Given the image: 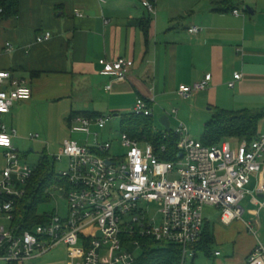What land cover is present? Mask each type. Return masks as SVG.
I'll return each mask as SVG.
<instances>
[{"label": "crops", "instance_id": "crops-1", "mask_svg": "<svg viewBox=\"0 0 264 264\" xmlns=\"http://www.w3.org/2000/svg\"><path fill=\"white\" fill-rule=\"evenodd\" d=\"M142 1L20 0L16 16L2 14L0 71L10 72L32 89L31 100L17 102L5 116L6 126L20 138L36 141L42 136L34 132L50 135L63 123L71 131L75 114L103 116L113 111L121 117L119 112L136 106L139 99H155V110L157 101L180 98L181 86H193L206 76L212 78L208 90L183 100L191 101L194 111L208 107L211 116L215 109L264 113V0H157L155 16ZM236 10L240 15L234 14ZM194 27L201 32L191 34ZM46 32L53 38L37 43ZM7 43L13 52H7ZM120 58L135 66L128 80L112 82L101 74L99 62ZM237 73L243 78L230 88ZM263 133L264 118L259 124V134ZM74 135L79 134L70 132L69 139ZM84 137L87 144H94V137ZM259 179L254 178L249 190L264 202L257 194L263 181ZM249 204V209L242 204L243 220L229 226L221 223L218 209V214L205 215L215 244L210 253L192 251L191 264H248L258 239L245 222H253L264 243V207L252 198ZM69 254L70 248L61 245L19 264H70Z\"/></svg>", "mask_w": 264, "mask_h": 264}, {"label": "built area", "instance_id": "built-area-1", "mask_svg": "<svg viewBox=\"0 0 264 264\" xmlns=\"http://www.w3.org/2000/svg\"><path fill=\"white\" fill-rule=\"evenodd\" d=\"M156 2L143 0L142 5L155 16ZM234 14L238 16L240 11ZM189 32L199 34L201 29L194 27ZM52 38L53 34L46 32L36 42L41 44ZM6 50L13 52V45L7 43ZM99 64L101 74L118 83L128 80L135 66L133 61L124 58L102 59ZM242 78V74H235L230 88ZM211 81V76H206L193 86H181L178 96L188 100L208 90ZM106 89L110 91L112 84ZM31 98L32 89L25 81L0 71V262H31L64 245L70 248V264H137L135 252L141 250V245L136 237H152L179 245L183 249L182 264H185L186 258L193 256L190 248L201 241L205 208L220 210L221 223L229 226L243 220L242 204L248 197L257 206L264 207V202L249 190L254 178L263 179L257 194L264 196V133L250 143L226 140L215 147H206L192 139L187 125L179 122L175 131L180 137L179 160L172 162L160 157L161 151L166 152L165 147L159 152L154 145L140 143L126 134L120 136L125 154H112L114 144L101 141L100 134L94 132L95 128L105 130L111 116L78 115L71 120V133L94 137V144L83 146L67 139L61 153L53 157L56 163L68 161L67 171L59 175L68 180L70 189L59 186L52 192L53 199H67V215L61 217L56 212L47 224L21 232L14 226L17 201L25 195L35 167L23 165L14 145L17 131L9 130L4 118L17 102ZM154 104L155 99H139L133 114L152 117ZM172 114L177 115V110ZM144 203L158 204L161 226L141 207ZM245 225L258 239L248 264H264V243L253 222Z\"/></svg>", "mask_w": 264, "mask_h": 264}, {"label": "trees", "instance_id": "trees-1", "mask_svg": "<svg viewBox=\"0 0 264 264\" xmlns=\"http://www.w3.org/2000/svg\"><path fill=\"white\" fill-rule=\"evenodd\" d=\"M19 2L20 0H0L3 17L16 16L19 11ZM78 115L91 118L100 116L87 113L75 114V116ZM263 118L264 113L249 110L230 112L215 109L212 119L206 125L201 143L206 147H215L226 140L253 142L259 135V124ZM154 122V116L121 115L120 131L121 134H126L140 143L154 145L159 152L165 147L166 152L161 151L162 160L172 162L179 160L180 137L173 130L160 132ZM59 186L70 189L68 180L57 173L56 162L45 153L27 183L25 195L17 201L14 226H17L21 232H25L47 224L52 215H41L39 209L52 201L54 187ZM133 239L130 238V240ZM136 239L140 242L142 252L137 264H182L183 249L179 245L159 242L152 237H136ZM214 244V234L205 223L201 241L190 249L195 254L210 253Z\"/></svg>", "mask_w": 264, "mask_h": 264}, {"label": "rangeland", "instance_id": "rangeland-1", "mask_svg": "<svg viewBox=\"0 0 264 264\" xmlns=\"http://www.w3.org/2000/svg\"><path fill=\"white\" fill-rule=\"evenodd\" d=\"M136 106H133L129 108L128 110H122L118 111L121 115L126 114H133ZM193 105L191 104V101H183V99L175 97L171 100H159L156 102L155 112H154V123L160 132L163 131V128L161 127L159 120L164 115H171V130L176 131V129L179 126V122H182L187 125L189 128V133L192 139L201 142L205 135V129L207 123L212 119L211 112H209V108L206 107L203 111H194ZM177 110L178 115H173V111ZM184 110H187L186 116L183 115ZM106 113L103 116L109 117L111 116V120L109 121L107 127L103 131H97L94 129V132H97L100 134L101 141L104 142L111 141L114 144V148L112 150V154H120L124 155L125 151L120 146V136H121V117L116 116L113 111L111 112H104ZM178 117V118H177ZM178 119V121L176 120ZM9 129H12V127L8 126ZM70 127L68 123H63L62 125H58L54 132H52L50 135L43 134L41 132H34V134H40L42 137L40 140H29L25 138H20L19 136L15 139V146L17 150L20 152L22 156V163L24 166H31L36 167L39 161L41 160V157L45 154L47 151L49 155H51V159H53L54 156L61 153V147L66 139L70 138ZM73 139L77 142H79L80 145H87V142L85 140V137L83 135H74ZM93 141V139H92ZM47 144H49V150L47 147ZM31 150H34V152H31ZM46 152V153H47ZM54 160V159H53ZM5 165V161L2 162V166ZM68 169V161L64 159L62 162L56 163V171L58 174H63ZM251 198L248 197V199L243 203L244 206H247L248 209L250 208L249 200ZM141 207L148 210L150 218L155 219L158 226H161L162 217L159 213V206L157 203L152 204L148 206L146 203L142 204ZM68 211V201L65 198H57L53 199L48 204H44L40 207L39 213L41 215L48 214L53 215L56 212L59 213L61 217H64L67 215ZM204 214L206 216L218 214L217 209L212 208H205ZM6 224V222H4ZM135 251V250H134ZM136 256L140 258L141 256V250L138 252H135ZM202 259V256H200ZM188 263L191 264V258H187ZM196 264H201V261H197Z\"/></svg>", "mask_w": 264, "mask_h": 264}, {"label": "water", "instance_id": "water-1", "mask_svg": "<svg viewBox=\"0 0 264 264\" xmlns=\"http://www.w3.org/2000/svg\"><path fill=\"white\" fill-rule=\"evenodd\" d=\"M160 125L165 129L166 132H170L171 130V124H170V119L169 117L163 116L160 120H159Z\"/></svg>", "mask_w": 264, "mask_h": 264}, {"label": "snow or ice", "instance_id": "snow-or-ice-1", "mask_svg": "<svg viewBox=\"0 0 264 264\" xmlns=\"http://www.w3.org/2000/svg\"><path fill=\"white\" fill-rule=\"evenodd\" d=\"M5 143H6V141H5Z\"/></svg>", "mask_w": 264, "mask_h": 264}]
</instances>
